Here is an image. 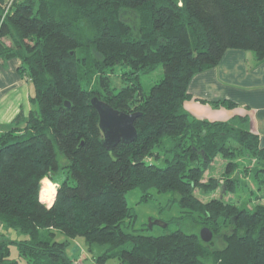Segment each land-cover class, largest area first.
Returning a JSON list of instances; mask_svg holds the SVG:
<instances>
[{
	"label": "trees",
	"instance_id": "obj_1",
	"mask_svg": "<svg viewBox=\"0 0 264 264\" xmlns=\"http://www.w3.org/2000/svg\"><path fill=\"white\" fill-rule=\"evenodd\" d=\"M228 49L264 60V0H0V60L18 58L32 83L27 114L0 131V226L21 236L0 233V264H73L76 236L89 251L104 247L97 264H264V204L225 199L241 167L264 184V147L246 117L210 121L183 106L192 77ZM160 65L163 77L145 94L141 76ZM95 95L140 112L133 141L103 145ZM218 156L221 176L205 179ZM43 178L58 184L50 206L40 199ZM135 186L178 193L182 211L222 246L180 229L124 230L125 193Z\"/></svg>",
	"mask_w": 264,
	"mask_h": 264
},
{
	"label": "crops",
	"instance_id": "obj_2",
	"mask_svg": "<svg viewBox=\"0 0 264 264\" xmlns=\"http://www.w3.org/2000/svg\"><path fill=\"white\" fill-rule=\"evenodd\" d=\"M19 66L18 58L0 60V131L10 127L12 118L20 110L26 115L30 108L28 98L32 91ZM187 91L189 98L183 101V106L191 114L210 121L246 117L249 130L258 136L259 146L264 147V60L256 61L251 51L228 49L216 66L192 77ZM223 99L235 103L234 106L211 104ZM50 195L54 196L51 192ZM9 230L0 226V233L6 236ZM81 246L76 237L70 240L67 253L73 264H81L87 256Z\"/></svg>",
	"mask_w": 264,
	"mask_h": 264
},
{
	"label": "rangeland",
	"instance_id": "obj_3",
	"mask_svg": "<svg viewBox=\"0 0 264 264\" xmlns=\"http://www.w3.org/2000/svg\"><path fill=\"white\" fill-rule=\"evenodd\" d=\"M120 71L121 67L118 66L115 70L116 75L112 76L113 83L117 87L121 85ZM162 77V65L158 66V68L151 73L143 74L141 76V84L144 93L147 94L150 90V87L155 82L159 81ZM29 87L32 91L31 81H29ZM62 160L63 157H60V161ZM242 162V164H245L246 160L242 159ZM224 163L225 160L223 158L219 156L216 157V159L212 163V169L206 172L204 178L207 179L210 174H213L216 177H220L223 171ZM158 164L163 165V162L159 161ZM243 170V167H241L240 178H238L236 182L234 191L225 195V199L231 198V200L238 205L246 203L247 207L249 208H251L257 203L264 204V196H260V194L264 192V184L259 182V180L255 177L254 174L247 175L244 173ZM259 177L264 178L263 176L261 177V174L259 175ZM43 179H46L43 184H46L48 189L44 187L45 185L41 184L43 186H41L42 188H40V193L42 190H46L49 193L46 194V200L50 201V192L54 195L56 183L52 182L48 178ZM196 192V194L200 196V190H196ZM219 192L220 189L216 188L213 192V196H218ZM125 197L127 206L132 216L130 218H126L123 224V229L130 233H143L147 235L157 236L180 229L187 233L199 234L201 228L203 227L200 224L199 219H197L198 221H196L195 219L190 217L189 214L187 215L185 212L182 211V208L180 207L178 202V193H176L175 191H158L154 187H147L143 189L140 186H135L125 193ZM43 202L46 205H49L47 202ZM150 222L153 223L151 226H149ZM162 224H165V226ZM8 237L11 239H18L21 236L15 230L10 229ZM63 237L64 235L58 232L56 234L55 239L60 240ZM76 239H79V241H81V247L83 248L84 253L87 255L85 258L82 259L83 262L81 264H97L93 259V255L101 252L104 247L101 245H96L92 252L88 250V247L83 237L76 236ZM211 240L213 241V246H222V240L219 234L215 235L212 232ZM11 256L13 258L17 257L14 246L12 247ZM104 264H118V260L116 258H109L105 261Z\"/></svg>",
	"mask_w": 264,
	"mask_h": 264
},
{
	"label": "water",
	"instance_id": "obj_4",
	"mask_svg": "<svg viewBox=\"0 0 264 264\" xmlns=\"http://www.w3.org/2000/svg\"><path fill=\"white\" fill-rule=\"evenodd\" d=\"M90 102L98 113V123L103 134L102 143L107 149H112L120 141L129 143L134 140L137 135L134 120L140 112L120 111L96 95L91 98ZM65 105L69 106V102L66 101ZM55 187L57 192L58 184H55ZM152 224L150 222L149 226ZM162 225L165 226V224ZM199 236L204 242H209L212 239V231L207 226H203Z\"/></svg>",
	"mask_w": 264,
	"mask_h": 264
},
{
	"label": "bare ground",
	"instance_id": "obj_5",
	"mask_svg": "<svg viewBox=\"0 0 264 264\" xmlns=\"http://www.w3.org/2000/svg\"><path fill=\"white\" fill-rule=\"evenodd\" d=\"M42 188V187H41ZM46 194H48V192L45 190V191H42V193H41V198L40 199H42L41 201H45V202H47L48 204H52V202H53V197L50 195L49 197H50V201H48V200H46ZM43 195V196H42ZM45 197V198H44Z\"/></svg>",
	"mask_w": 264,
	"mask_h": 264
}]
</instances>
